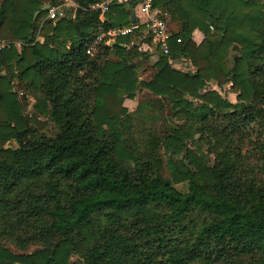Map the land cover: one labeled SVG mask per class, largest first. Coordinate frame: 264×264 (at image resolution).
<instances>
[{
  "label": "trees",
  "instance_id": "obj_1",
  "mask_svg": "<svg viewBox=\"0 0 264 264\" xmlns=\"http://www.w3.org/2000/svg\"><path fill=\"white\" fill-rule=\"evenodd\" d=\"M74 1L0 0V264H264V0Z\"/></svg>",
  "mask_w": 264,
  "mask_h": 264
},
{
  "label": "built area",
  "instance_id": "obj_2",
  "mask_svg": "<svg viewBox=\"0 0 264 264\" xmlns=\"http://www.w3.org/2000/svg\"><path fill=\"white\" fill-rule=\"evenodd\" d=\"M127 0H101L91 5V8L100 9L102 13L106 12L110 5L114 2H125ZM72 4V6H76L74 0H66V2L57 4V5H50L48 18L57 20L60 17L64 16L67 13L68 6L66 4ZM136 17L138 18V22L130 27H124L119 29H114L109 32L110 36L114 37L116 35H125L128 33L133 32L139 26H143L146 31L152 36V41L154 44L160 46V48L165 52H170V44L169 41L171 39V30L169 26V22L167 21L166 17L163 13L154 6V0H142L140 4L137 6L136 10L134 11ZM180 40V39H179ZM17 45H20V42H17ZM11 46V42L0 37V51L9 48ZM4 69L1 70L0 73H3ZM16 85V81L14 82ZM19 95L23 96V90L19 91ZM28 101L30 102V106L33 102L32 97L27 95ZM30 109V107H29ZM28 109V110H29Z\"/></svg>",
  "mask_w": 264,
  "mask_h": 264
},
{
  "label": "crops",
  "instance_id": "obj_3",
  "mask_svg": "<svg viewBox=\"0 0 264 264\" xmlns=\"http://www.w3.org/2000/svg\"><path fill=\"white\" fill-rule=\"evenodd\" d=\"M43 2H44V5L51 4L50 3V0H43ZM68 8H69V11H70V15L72 17H74L75 16L76 6H72V4H69L68 5ZM159 10L163 13V15L166 17V19L170 23V28H171L170 30H173V32H178L181 29V27H182L180 20L175 19L171 15V13L169 11H167L166 9L164 10L163 7H161ZM144 33H145V31H144ZM193 39L197 43H200L204 39V35H203V33L199 29H195L194 32H193ZM113 41L114 40L112 39L110 41V43H113ZM142 48L147 49V48H150V46L147 43L142 42ZM153 58H155V57H153ZM172 64L175 67L181 68V69H182V66L183 65H187L189 68H193V66L191 65V63L188 60L180 59V58L179 59L172 60ZM1 70L2 69H0V72H1ZM137 103H138L137 100L131 99V98H127V99H125V103L124 104H125V106H127L129 108V110H134L137 107Z\"/></svg>",
  "mask_w": 264,
  "mask_h": 264
},
{
  "label": "rangeland",
  "instance_id": "obj_4",
  "mask_svg": "<svg viewBox=\"0 0 264 264\" xmlns=\"http://www.w3.org/2000/svg\"><path fill=\"white\" fill-rule=\"evenodd\" d=\"M60 2L61 3H65L66 1L65 0H60ZM68 6V3L66 4V7ZM168 21V20H167ZM169 26H170V23H169ZM171 29V28H170ZM145 31V33L144 34H146L147 36H151L149 33H148V31H146V30H144ZM171 32H173V30H171ZM152 37V36H151ZM191 67V66H190ZM179 69H181V68H179ZM194 68H189L187 65H183L182 66V70H193ZM209 85V89H218L219 91H221V93H223L224 94V96L225 97H228L232 102H236L237 100H236V93H234V92H232V91H230V87H229V85H227L224 89H222V90H220V88L217 86V84L215 83V82H212V81H210L209 83H208ZM206 89H203L202 90V92H204ZM30 97V96H29ZM32 97V96H31ZM27 98H28V96H27ZM28 99H30V98H28ZM28 99H27V101H28ZM33 99V98H32ZM29 107H30V102L28 101L27 102V105H25V111L27 112L28 111V109H29ZM46 131H47V133L49 134V135H53L54 133L52 132V130L49 128V129H45Z\"/></svg>",
  "mask_w": 264,
  "mask_h": 264
},
{
  "label": "water",
  "instance_id": "obj_5",
  "mask_svg": "<svg viewBox=\"0 0 264 264\" xmlns=\"http://www.w3.org/2000/svg\"><path fill=\"white\" fill-rule=\"evenodd\" d=\"M48 8H50V4H46V5H44V6L42 7V10H44V9H48ZM38 13H39V11L36 12L35 16H36ZM131 18H132V22H135V20H136V14H135V12H133V13L131 14Z\"/></svg>",
  "mask_w": 264,
  "mask_h": 264
}]
</instances>
